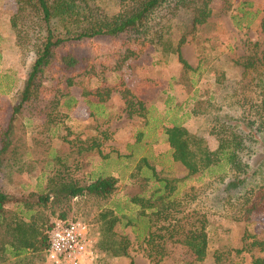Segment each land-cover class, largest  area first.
Masks as SVG:
<instances>
[{"label": "rangeland", "instance_id": "obj_1", "mask_svg": "<svg viewBox=\"0 0 264 264\" xmlns=\"http://www.w3.org/2000/svg\"><path fill=\"white\" fill-rule=\"evenodd\" d=\"M210 6L214 15L194 31H185L186 41L180 50L194 72L183 70L176 55L154 48L131 55L121 39H93L58 50L59 55H75L76 66L65 70L57 60L52 61L36 75L38 86L32 88L30 99L14 112L36 46L27 33H21V38L15 35L10 23L18 12L15 0H0V129L11 128L0 162V189L10 196L4 215L37 227V239L47 236L46 227L54 220L85 223L94 240L93 259L78 264H252L262 255L264 212L243 219L233 192L238 188H225L221 180L231 178L226 162L188 174L173 160L164 134L165 126L180 124L205 138L210 150L216 149L218 143L210 130L215 124L211 117L217 111L211 106L221 105L224 112L220 115L230 117L227 121L233 124L240 115L239 110L230 112L223 105L228 104L229 96L220 98L222 82L241 79L240 65L245 58L264 56V32L259 28L264 0H209ZM171 24L170 35L176 38L184 30L182 22L176 19ZM74 71L88 72L81 76L83 85L64 90L66 76ZM121 82L132 93V100L143 101L142 117L127 112L118 88L102 103L97 97L82 96V88L95 91L100 85ZM236 85L240 99L242 84ZM62 92L67 95L61 96ZM91 140L99 145L80 155L77 146ZM247 145L251 154L257 152V162L263 149L254 139ZM98 176L116 178L110 197L52 194L53 199L44 206L36 203L39 194L62 182L85 186ZM263 180L264 170L247 185L255 188ZM155 193L163 199H156ZM135 197L153 200L159 210L167 205L159 216H167L165 226L170 223L177 233L170 237L163 230L152 240L138 238L134 218L137 220L143 208L131 201ZM117 208L121 219L114 230L128 245L124 254L113 256L98 250L97 244L104 222L101 214L115 215ZM130 219L132 224L127 225ZM202 220L208 249L202 261H195L182 242L183 234L199 228ZM7 238L0 228V264H52L45 246L35 243L36 249L12 253Z\"/></svg>", "mask_w": 264, "mask_h": 264}, {"label": "trees", "instance_id": "obj_2", "mask_svg": "<svg viewBox=\"0 0 264 264\" xmlns=\"http://www.w3.org/2000/svg\"><path fill=\"white\" fill-rule=\"evenodd\" d=\"M15 2L18 12L10 19L11 26L17 38L22 37L21 33H27L26 37L28 36L36 46V53L31 72L24 81L19 94V103L15 106L14 112L20 110L30 99L31 93L38 86L35 84L36 75L52 61L57 60L65 70L76 66L75 55L71 52L59 55L58 50L90 42L93 39H121V44L131 55L145 52L149 48L160 50L164 52L163 54L176 55L183 70L194 72L196 69H192L180 55L181 47L187 37L185 31L189 33L194 31L197 26L205 24L214 15L211 6L209 7V0H15ZM108 2H111V6ZM176 19L181 20L184 30L177 34L176 38H172L171 23ZM259 28L264 32V16L260 20ZM240 66L241 79L237 82H222L224 90L220 97L229 96L228 104L223 105L230 112L240 111V115L234 118L235 123L228 122L230 117L226 118L227 115H220L219 112L223 109L221 105L211 106L217 111L211 117L212 121L215 120V124L210 130V134L218 143L216 149L210 150L205 138L190 133L180 124L170 123L165 126L164 134L172 149L173 160L182 165L188 174L202 173L218 167L221 161L226 162L228 175L231 178L225 180L222 177L223 186L238 188L236 191L233 190L234 198L237 200L238 210L242 211L241 216L247 220L251 213L264 212V180L255 188H249L247 185L249 179L255 180V177L264 170V56L245 58ZM87 73V71L81 74L75 71L70 73L64 80V90L75 85L82 86L81 76ZM236 83L242 84L240 99H237ZM117 88L127 112L142 117L144 115L142 111L145 109L143 101L132 100L129 96L132 93L122 82L114 85L103 84L95 91L82 88V96L97 97L98 103H102ZM228 89L230 92H226ZM60 95L66 96L67 92H62ZM10 131L9 125L0 129V162L2 151L9 145ZM253 139L263 149V155L257 162V152L251 154L247 145ZM98 145L94 140L87 143L83 141L77 146L78 152L83 156V152L91 151ZM158 181L165 184L163 179L158 178ZM116 183L117 180L113 176H98L85 186L62 182L47 193L39 194L36 203L44 206L53 199L52 194L56 197L63 195L66 198L86 193L104 199L114 193ZM155 195L156 199H163L162 194L155 193ZM9 199L10 196L0 189V228H4V233L8 237L6 244L13 250L12 253L24 251L26 248L36 249L35 243L47 249L48 235L37 239L38 236L40 237L37 227L29 225L25 220L16 218L13 220L4 215L5 204ZM131 201L143 208L139 211L137 220L134 218L136 221L134 225L139 230V232L135 231L138 238L148 236L152 240L156 236L160 237L159 231L163 230L168 231L170 237L177 233L170 223L165 226L167 216H159L167 210V205L161 206L159 210L150 199L135 197ZM144 209L150 212L146 213ZM112 213L101 214L104 222L97 246L102 252L120 256L125 253L128 241L114 230V226L121 219V209L117 208L115 215ZM204 222L202 220L199 228L188 230L183 234L182 242L193 254L195 261H202L208 249ZM52 223L46 227L47 231ZM126 224L131 225V219ZM170 226L173 228L170 229ZM261 251L262 255L256 257L252 264H264V247Z\"/></svg>", "mask_w": 264, "mask_h": 264}, {"label": "built area", "instance_id": "obj_3", "mask_svg": "<svg viewBox=\"0 0 264 264\" xmlns=\"http://www.w3.org/2000/svg\"><path fill=\"white\" fill-rule=\"evenodd\" d=\"M47 235L46 254L52 264H78L93 259L94 240L85 223L57 219Z\"/></svg>", "mask_w": 264, "mask_h": 264}]
</instances>
